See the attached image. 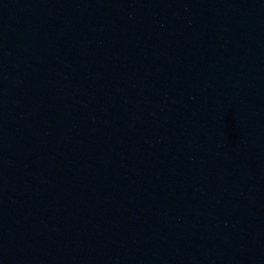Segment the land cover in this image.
Wrapping results in <instances>:
<instances>
[{
    "label": "water",
    "instance_id": "95a60500",
    "mask_svg": "<svg viewBox=\"0 0 264 264\" xmlns=\"http://www.w3.org/2000/svg\"><path fill=\"white\" fill-rule=\"evenodd\" d=\"M0 264H264V0H0Z\"/></svg>",
    "mask_w": 264,
    "mask_h": 264
}]
</instances>
